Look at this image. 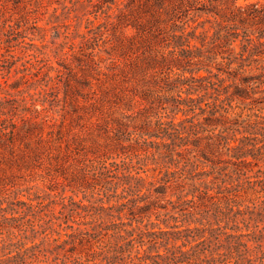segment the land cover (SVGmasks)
Segmentation results:
<instances>
[{"label": "trees", "instance_id": "16d2710c", "mask_svg": "<svg viewBox=\"0 0 264 264\" xmlns=\"http://www.w3.org/2000/svg\"><path fill=\"white\" fill-rule=\"evenodd\" d=\"M124 1L145 43L143 71L176 84L161 114L134 133L151 157L89 159L87 174L71 177L60 192L3 209L0 251L15 250L0 264H84L74 253L82 245L104 264H264V117L244 104L264 102L253 99L264 93V4ZM84 2L112 18L116 0ZM206 24L210 31L198 33ZM195 40L220 61L194 49ZM109 131L118 136L105 126ZM149 158L154 168L143 169ZM148 172L157 176L149 180Z\"/></svg>", "mask_w": 264, "mask_h": 264}, {"label": "rangeland", "instance_id": "374dc122", "mask_svg": "<svg viewBox=\"0 0 264 264\" xmlns=\"http://www.w3.org/2000/svg\"><path fill=\"white\" fill-rule=\"evenodd\" d=\"M255 2L264 4L237 0L239 5ZM85 5L84 0H0V220L3 209L11 212L19 201L54 195L71 177L86 175L89 159L108 156L119 162L118 155L126 153L135 160L151 157L149 148L134 141V133L146 121H155L160 104L175 95L176 84L143 71L145 43L136 29L137 15L129 12L126 1L116 0L111 19ZM117 5L126 13L123 18ZM101 24L108 25L98 28ZM203 30L209 25L198 33ZM165 43L159 48L167 51ZM191 44L203 55L217 54L220 61L217 51L208 54L197 40ZM231 47L238 52L239 42ZM172 73L175 79L179 71L173 68ZM260 97L264 93L253 99ZM244 104L264 117V102ZM105 126L118 136L104 134ZM122 140L121 150L117 142ZM154 162L149 158L143 169L151 170ZM146 174L149 180L157 176ZM64 195H72L67 186ZM73 198L77 201L80 195ZM13 250L10 246L0 251V259ZM93 252V247L82 245L74 253L88 260L84 264H104L89 258Z\"/></svg>", "mask_w": 264, "mask_h": 264}]
</instances>
